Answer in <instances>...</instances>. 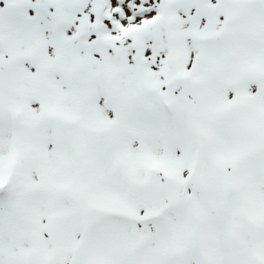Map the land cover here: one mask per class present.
Masks as SVG:
<instances>
[{"label":"snow or ice","instance_id":"6c2138e0","mask_svg":"<svg viewBox=\"0 0 264 264\" xmlns=\"http://www.w3.org/2000/svg\"><path fill=\"white\" fill-rule=\"evenodd\" d=\"M0 264H264V0H0Z\"/></svg>","mask_w":264,"mask_h":264}]
</instances>
